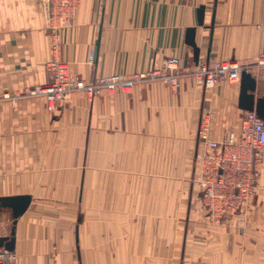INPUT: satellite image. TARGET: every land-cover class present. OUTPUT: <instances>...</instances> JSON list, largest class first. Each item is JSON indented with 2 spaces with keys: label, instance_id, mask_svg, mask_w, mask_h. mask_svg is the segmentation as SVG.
Returning <instances> with one entry per match:
<instances>
[{
  "label": "crops",
  "instance_id": "0c3cea01",
  "mask_svg": "<svg viewBox=\"0 0 264 264\" xmlns=\"http://www.w3.org/2000/svg\"><path fill=\"white\" fill-rule=\"evenodd\" d=\"M58 36L87 82L177 57L181 88L145 79L129 93L75 92L49 113L29 94L49 80L43 0H0V196H32L15 224V264H264V151L245 212L214 223L197 200L202 119L220 140L240 132L245 110L240 83L207 89L195 74L199 62L264 53V0H81ZM252 74L264 96V67ZM13 226L12 210L0 209V237Z\"/></svg>",
  "mask_w": 264,
  "mask_h": 264
},
{
  "label": "built area",
  "instance_id": "2783aa9c",
  "mask_svg": "<svg viewBox=\"0 0 264 264\" xmlns=\"http://www.w3.org/2000/svg\"><path fill=\"white\" fill-rule=\"evenodd\" d=\"M81 0H43L47 26L52 32V56L46 62L49 80L29 91L30 95L46 99L47 110L55 113L61 103L75 92L95 98L117 91L131 92L145 79H158L173 92L181 88L180 59L166 58L160 65L146 73H134L129 77L114 74L110 77L87 82L74 73L63 59L59 31L68 27L75 16ZM92 52L91 58H93ZM264 67V53L250 63L226 60L214 66L198 63L195 74L205 88L212 89L221 83H240L242 72L253 73L255 68ZM209 119H202L199 140L203 149L198 152V182L202 187L203 205L212 221L218 223L229 216L240 214L248 208L258 187L255 171L264 151V120L253 111H245L240 132L230 130L225 137L208 138ZM14 251L0 249V264H15Z\"/></svg>",
  "mask_w": 264,
  "mask_h": 264
},
{
  "label": "water",
  "instance_id": "95a60500",
  "mask_svg": "<svg viewBox=\"0 0 264 264\" xmlns=\"http://www.w3.org/2000/svg\"><path fill=\"white\" fill-rule=\"evenodd\" d=\"M205 6L202 5L198 9V23L204 24ZM197 29L190 27L186 32V43L193 47L195 60H199L200 49L196 43ZM95 49V53L98 50ZM258 87L257 78L250 72L243 71L240 81V97L239 107L245 111L255 110L258 115L264 120V96H257ZM32 201L31 195H16V196H0V209L9 208L12 210L14 217V226L11 235L0 237V249L13 251L15 249V224L17 219L22 216L29 208Z\"/></svg>",
  "mask_w": 264,
  "mask_h": 264
},
{
  "label": "rangeland",
  "instance_id": "374dc122",
  "mask_svg": "<svg viewBox=\"0 0 264 264\" xmlns=\"http://www.w3.org/2000/svg\"><path fill=\"white\" fill-rule=\"evenodd\" d=\"M198 176H199V174H198ZM197 179H198V177H197ZM197 181V183H198V185H199V187H200V189H201V195H200V197H198L197 198V200L200 202V204L202 205V208H204L205 209V207H204V205H203V195H202V187H201V185H200V183L198 182V180H196ZM54 198H58V199H68V198H70V197H67V196H64V197H62V196H60V197H54ZM251 203V202H250ZM250 203H249V205H250ZM248 205V206H249ZM206 210V209H205ZM246 211V210H245ZM245 211H243V212H245ZM206 212L208 213V211L206 210ZM237 215V214H236ZM208 216H210L209 215V213H208ZM226 218H224V219H222L219 223H221L222 221H224ZM212 222H214V223H218L217 221H212Z\"/></svg>",
  "mask_w": 264,
  "mask_h": 264
}]
</instances>
